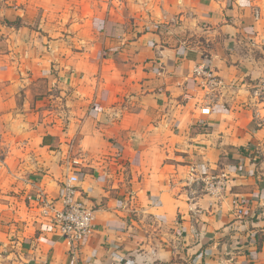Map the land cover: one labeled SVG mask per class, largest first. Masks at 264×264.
<instances>
[{
    "label": "crops",
    "instance_id": "crops-1",
    "mask_svg": "<svg viewBox=\"0 0 264 264\" xmlns=\"http://www.w3.org/2000/svg\"><path fill=\"white\" fill-rule=\"evenodd\" d=\"M21 1L0 0V264H264V0H186L180 35L110 12L91 46ZM73 173L95 210L75 254L36 200Z\"/></svg>",
    "mask_w": 264,
    "mask_h": 264
},
{
    "label": "built area",
    "instance_id": "built-area-1",
    "mask_svg": "<svg viewBox=\"0 0 264 264\" xmlns=\"http://www.w3.org/2000/svg\"><path fill=\"white\" fill-rule=\"evenodd\" d=\"M258 12L255 16H258ZM192 77L197 80L200 86L206 90V95H211L221 86L222 81L211 67L198 65L192 70ZM254 94L264 101V77L254 84ZM201 113L211 114V106L201 107ZM76 163V162H74ZM191 172L205 180V174H199L196 167L191 168ZM211 175V174H207ZM207 190L222 192L224 183L222 180L214 181L207 179ZM79 179L75 173L68 176L64 182L63 193L57 201L51 200L45 193L36 195L41 210L40 217L44 224L54 228L67 242L70 252L75 254L83 240L94 231L95 210L87 206L84 196L78 185ZM241 211V207L238 208ZM42 222V223H43Z\"/></svg>",
    "mask_w": 264,
    "mask_h": 264
},
{
    "label": "rangeland",
    "instance_id": "rangeland-1",
    "mask_svg": "<svg viewBox=\"0 0 264 264\" xmlns=\"http://www.w3.org/2000/svg\"><path fill=\"white\" fill-rule=\"evenodd\" d=\"M26 0L25 2H29ZM45 2L44 6H40V13H47L46 18H51V23L47 25L48 29L52 31L55 36L57 30L58 33L63 31L65 33L71 32L72 28L81 34V41L76 44H88L89 41H95L96 37L99 36V31L101 30V22L110 12L113 14L121 13L128 14L133 21L136 17H143L151 25L156 24L158 20L161 24H171L172 32L176 35H180L186 29L183 30L180 27L187 24V21L180 17V13L183 12L186 0H35ZM21 2H24L21 1ZM24 4V3H23ZM34 4V3H33ZM60 8H56V7ZM77 6V8H76ZM51 8V9H49ZM68 13L69 15H64L66 19L72 17V13L76 12L78 16L90 18L87 23L81 19L82 24L78 26H72L69 21L63 25L59 23L56 26L55 17L57 14L62 12ZM168 16V17H167ZM170 21H166L168 19ZM65 20V19H64ZM145 20V21H146ZM58 27V29H57ZM147 27V24H144ZM96 36V37H95Z\"/></svg>",
    "mask_w": 264,
    "mask_h": 264
}]
</instances>
